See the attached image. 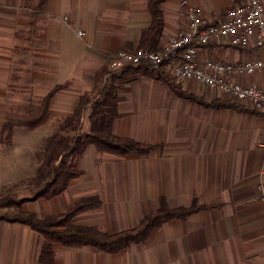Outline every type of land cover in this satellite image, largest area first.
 <instances>
[{"label":"crops","instance_id":"crops-1","mask_svg":"<svg viewBox=\"0 0 264 264\" xmlns=\"http://www.w3.org/2000/svg\"><path fill=\"white\" fill-rule=\"evenodd\" d=\"M150 1L0 0V191L28 185L36 176L46 137L74 115L81 97L95 89L101 71L120 73L110 67L112 56L146 44L143 36L153 24ZM182 1L160 3L162 31L147 47L165 49L187 29ZM242 1L188 0L203 9L210 23ZM77 30L85 33V40ZM258 57L257 50L229 45L199 50L201 59L232 64ZM263 78L257 73L239 80L248 86ZM119 85L113 133L156 149L119 157L89 146L75 162L78 179L60 195L27 202L22 210L43 219L67 212L80 199L98 197L101 207L77 215L75 221L112 235L135 228L158 211L160 198L171 209L189 208L194 200L205 208L164 223L146 242L119 254L54 244L56 263L264 264V111L247 105L229 108L218 92L171 76L137 73L123 77ZM55 88L51 119L35 129L15 128L12 142L5 145L3 125L38 110ZM89 106L79 134L90 132ZM0 211L9 215L15 210ZM43 244L30 227L0 220V264H38Z\"/></svg>","mask_w":264,"mask_h":264},{"label":"trees","instance_id":"trees-1","mask_svg":"<svg viewBox=\"0 0 264 264\" xmlns=\"http://www.w3.org/2000/svg\"><path fill=\"white\" fill-rule=\"evenodd\" d=\"M163 0H151L150 9L153 24L143 36L146 42L139 49H151L148 44L155 41L162 31L163 21L159 5ZM140 74L148 78L165 79L170 77L162 67L149 64L128 68L120 73L101 71L97 76L95 89L81 97L78 107L71 118L64 119L57 133L49 137L44 149L39 152L40 166L36 176L28 182L27 188L34 194L32 197L15 199L11 196H0V209H14L8 215H0V220L19 223L37 231L44 239V244L38 256V264H57L55 259L54 244H59L69 249L93 248L95 250L115 254L126 250L134 244L144 243L151 233L164 223L174 219H186L191 214L205 208L199 206L194 200L189 208L171 209L165 198H160L158 211L152 212L130 230L116 234H108L99 227L81 226L76 223L77 215L97 210L102 203L98 197L83 198L76 201L67 212L40 219L37 214L24 212L22 206L38 199H52L60 195L69 184L80 177L76 160L89 146H95L101 154H111L123 157L131 154L148 155L156 149L155 146L144 145L133 139L117 137L113 133L115 121L119 118V81L132 74ZM109 79L105 82V77ZM59 88L53 89L41 102L38 110L22 120H11L3 125L2 142L10 145L13 131L17 127L35 129L41 127L51 119L49 114L50 101ZM186 96V94H181ZM192 97V95H190ZM227 103V102H225ZM91 105V106H89ZM90 107V132L79 134L81 122L85 111ZM229 108L236 107L227 103ZM18 188V187H17Z\"/></svg>","mask_w":264,"mask_h":264},{"label":"built area","instance_id":"built-area-1","mask_svg":"<svg viewBox=\"0 0 264 264\" xmlns=\"http://www.w3.org/2000/svg\"><path fill=\"white\" fill-rule=\"evenodd\" d=\"M181 6L186 8L188 27L168 47L162 50H120L112 56L110 67L115 71L145 64L162 67L178 82L194 81L218 92L226 102L264 111V78L248 86L239 80L242 76L257 73L264 76V0H243L227 9L216 23H210L203 9L191 6L188 0H183ZM76 34L85 40L83 31L77 30ZM211 44L229 45L239 50L252 48L260 53V57L238 64L199 58L200 48ZM261 135L264 149V128Z\"/></svg>","mask_w":264,"mask_h":264},{"label":"rangeland","instance_id":"rangeland-1","mask_svg":"<svg viewBox=\"0 0 264 264\" xmlns=\"http://www.w3.org/2000/svg\"><path fill=\"white\" fill-rule=\"evenodd\" d=\"M227 103H229V104H235V105H239V106L241 105V104L236 103V102H227ZM24 130H28V129H24ZM55 133H57V131ZM55 133H53V134H55ZM51 136H49V137H51ZM49 137H46V139L43 142V145H42V148L41 149H44L45 143H46V141H47V139ZM26 185L27 184L23 185V187L25 188ZM23 187L13 188V189H8V190L3 188L0 191V196L1 195L2 196L8 195V196H11L12 198H15V199H20V197L22 199L23 196L26 197L27 195H30V190L29 189H26V188L24 189ZM0 215H5V213L3 211H0Z\"/></svg>","mask_w":264,"mask_h":264}]
</instances>
